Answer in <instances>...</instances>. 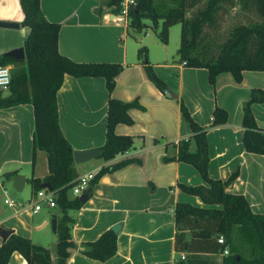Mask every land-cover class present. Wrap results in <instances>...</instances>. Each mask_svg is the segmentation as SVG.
Wrapping results in <instances>:
<instances>
[{
    "label": "crops",
    "instance_id": "0c3cea01",
    "mask_svg": "<svg viewBox=\"0 0 264 264\" xmlns=\"http://www.w3.org/2000/svg\"><path fill=\"white\" fill-rule=\"evenodd\" d=\"M101 7L102 0H41L45 18L61 25L60 54L77 63L124 66L111 94L104 78L78 79L65 75L57 93L59 125L74 151L100 150L105 145L110 97L123 102L137 100L144 107L129 111L132 125L119 124L115 129L117 135L135 139L130 151L111 161L97 158L84 164L74 162L81 177L97 174L102 167L121 161H135L102 176L85 205L70 212L75 219L72 237L76 248L71 251L68 264H176L178 258L186 264H226L227 255L221 253L177 254L175 251L176 205L218 208L205 205L199 197L188 195L179 187V184H204L193 166L176 160L181 151L196 149L193 130L181 112L180 102L186 104L194 121L207 130L209 176L227 180L238 171V178L227 191L243 195L254 214L264 215V155L246 152L242 142L243 108L252 90L264 92V71L244 72L241 83L231 73H224L213 86L206 69L187 67L177 62L178 59L149 62L155 74L177 96L175 99L163 94L149 80L139 56L129 58L123 40L127 24L118 22L117 16L106 9L101 12ZM23 19L20 0H0V22L20 25L17 29L0 27V56L24 46L30 30L22 26ZM3 93L6 95L8 91ZM217 107L228 113V120L212 126ZM252 113L264 131V102L255 103ZM34 130L31 104L0 109V227L50 249L55 260L58 239L51 223L54 215L58 218V210L41 203V210L34 211L38 199L31 179L43 180L49 174L46 152L34 149ZM165 158L175 160L167 162ZM7 173L16 174L7 179ZM17 175L26 177L21 192L14 187ZM27 189L30 191L19 198L21 195L17 194ZM6 200L16 205L10 206ZM118 224L122 228L117 234V254L113 258L100 262L81 253L83 243L96 241ZM9 264H27V261L15 252Z\"/></svg>",
    "mask_w": 264,
    "mask_h": 264
},
{
    "label": "trees",
    "instance_id": "16d2710c",
    "mask_svg": "<svg viewBox=\"0 0 264 264\" xmlns=\"http://www.w3.org/2000/svg\"><path fill=\"white\" fill-rule=\"evenodd\" d=\"M124 0H102L101 12L106 9L118 16ZM160 1V2H159ZM171 6L166 7V2ZM137 7L130 11V25L142 27V19L163 21L159 39L168 44L169 30L181 25V40L178 50L179 63L196 69H206L208 80L215 85L219 75L231 73L238 83L246 71H264V0H136ZM24 14L23 27L30 32L24 43L25 59L16 60L0 56V66H13L11 86L5 95L0 91V109L21 104L34 108V149L46 152L49 174L43 180L31 179L36 192L41 185L49 183L56 196L58 210V242L53 251L34 244L30 239L12 232L0 246V264H9L11 256L18 252L27 264H68L71 251L76 248L72 237L75 219L70 212L80 210L79 197L72 196V189L79 174L75 168L74 149L64 137L59 125L57 93L63 85L65 75L74 78L101 77L107 82L110 94L116 86V78L123 72L119 63H77L60 54L58 50L61 25L48 21L41 9V0H20ZM238 9L233 15L232 10ZM230 17L232 25L224 32V17ZM227 17V18H228ZM232 17V18H231ZM223 18V19H222ZM235 21V22H234ZM129 22V21H128ZM146 47L140 49L139 57H146ZM145 71L149 80L163 94L172 92L154 72L146 58ZM264 102V92L252 90L243 112V147L246 152L264 155V131L257 125L252 113L255 103ZM181 112L191 126L195 151L185 149L177 161L193 166L201 175L204 184L198 186L179 184L180 189L191 196L199 197L209 207L200 208L188 203H178L175 215V251L177 254H229L226 264H264V215L251 211L243 195L229 193L228 187L235 182L239 172L227 180H215L209 176V144L207 130L200 127L191 116L186 104L180 102ZM132 109L144 110L137 100L123 102L110 97L105 145L99 158L114 160L130 151L135 139L119 136L115 129L119 124L132 125L129 115ZM228 113L219 107L214 111L212 126L225 124ZM174 159L165 158V161ZM135 162L125 160L102 167L91 180L89 188L108 173L127 167ZM16 173H7L9 179ZM91 196V194H90ZM224 244H219V237ZM118 235L112 230L103 233L94 242L83 243L81 253L89 259L106 262L117 254ZM176 264H186L181 258Z\"/></svg>",
    "mask_w": 264,
    "mask_h": 264
},
{
    "label": "rangeland",
    "instance_id": "374dc122",
    "mask_svg": "<svg viewBox=\"0 0 264 264\" xmlns=\"http://www.w3.org/2000/svg\"><path fill=\"white\" fill-rule=\"evenodd\" d=\"M160 2V1H159ZM171 6V2H166V7ZM238 9L232 10L233 15L237 12ZM228 17V16H227ZM224 17V32H227V27L231 26L233 21L230 20V17ZM232 18V17H231ZM223 19V18H222ZM142 27L136 28L130 25L127 21L128 28H124L127 32L126 36L123 40L126 42L127 51L129 53V58L131 60L138 58L140 49L146 47V57H139L140 60L143 61L144 58L148 60V62H160L162 58H168L169 61L173 59H178V50L180 47L181 40V25L177 24L170 28L169 30V41L168 44H163L159 39V34L163 29V21L159 20L157 23L148 18L142 19ZM235 22V21H234ZM122 24H126L125 22H120ZM128 30V31H127ZM9 68H13V66H8ZM30 191L26 190L25 193L17 194L21 195L19 198L24 197ZM31 196V193H30ZM29 196V198H30ZM18 202H21V199H15ZM52 217V214H51ZM57 237V236H56ZM58 239V238H57Z\"/></svg>",
    "mask_w": 264,
    "mask_h": 264
},
{
    "label": "built area",
    "instance_id": "2783aa9c",
    "mask_svg": "<svg viewBox=\"0 0 264 264\" xmlns=\"http://www.w3.org/2000/svg\"><path fill=\"white\" fill-rule=\"evenodd\" d=\"M137 7L136 0H124L122 2V10L121 14L117 16L118 22H125L127 24V21H129L130 17V11L135 9ZM183 65H186V63H183ZM12 76H11V68L0 66V91H8L11 86ZM96 176L94 173H88L84 176H81L77 179L76 185L72 189V196L74 197H80L84 192H86L89 189V184L91 180ZM37 199L38 201L34 205V211L38 212L42 208V204H46L49 208L54 209L57 207L56 203V196L52 191H49L47 189L40 190L37 192ZM6 204H9L10 206H15L16 203L14 201H5ZM219 244H224V237L221 236L218 239ZM224 255H228V250H225Z\"/></svg>",
    "mask_w": 264,
    "mask_h": 264
},
{
    "label": "water",
    "instance_id": "95a60500",
    "mask_svg": "<svg viewBox=\"0 0 264 264\" xmlns=\"http://www.w3.org/2000/svg\"><path fill=\"white\" fill-rule=\"evenodd\" d=\"M97 13H99V10H96ZM0 27L1 28H9V29H17L20 27L19 24L17 23H9V22H0ZM7 58H13L16 60H23L25 59V49L24 47H21L19 49H15L13 51H10L4 55ZM172 96L177 99V96L175 94H172ZM102 152L101 150H91V151H74L73 153V158L74 162L76 164H84L87 163L91 160L97 159L101 156ZM26 183V177L23 175H17L14 178V187L17 189V191L21 192L25 186ZM42 189H47L51 190V186L49 183H45L41 185ZM92 192V188H89L86 192H84L80 197L79 200L82 204H85L90 197V194ZM52 231L54 233H57V228H58V218L56 215L53 216L52 219ZM122 228L121 224L115 225L112 227V231L116 234L120 232ZM12 234V231L7 230L3 227H0V238L2 239V242L5 243L10 235Z\"/></svg>",
    "mask_w": 264,
    "mask_h": 264
}]
</instances>
